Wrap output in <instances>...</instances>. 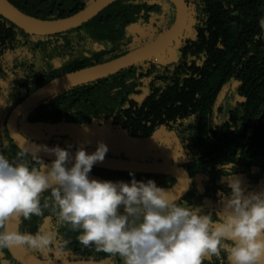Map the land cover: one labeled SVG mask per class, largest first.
Masks as SVG:
<instances>
[{"label": "trees", "instance_id": "trees-1", "mask_svg": "<svg viewBox=\"0 0 264 264\" xmlns=\"http://www.w3.org/2000/svg\"><path fill=\"white\" fill-rule=\"evenodd\" d=\"M6 1L31 19L47 21L70 17L96 0ZM160 1L175 9L171 2ZM184 1L189 33L183 34L167 61L162 52L109 77L60 92L19 120L25 116L31 124L119 125L129 137L147 139L160 128L172 131L191 119L187 144L193 156L182 165L190 186L178 202L184 200L208 211L219 207L217 193L225 190L222 163L231 162L241 179L264 177V0ZM160 5L117 0L81 26L45 36L28 34L0 16V102L6 98L0 117V154L15 159L24 153L6 128L9 114L18 104L61 75L139 48L133 46L127 28L148 26L152 18L160 28ZM166 29H157L155 37ZM25 159L36 166L27 154ZM90 173L109 180L130 179L129 172L93 167ZM134 175L137 180L152 179L164 188L177 182L176 176L169 174ZM46 196L41 198V215L19 218L17 230L41 232L48 222L63 249L58 256L51 249L49 254H35L24 248L27 252L45 260L57 257L60 262L121 264L118 257L82 245L77 232L57 223L51 201L49 207H43ZM206 260L223 264L218 257ZM0 264L19 263L6 248L0 249Z\"/></svg>", "mask_w": 264, "mask_h": 264}, {"label": "clouds", "instance_id": "clouds-1", "mask_svg": "<svg viewBox=\"0 0 264 264\" xmlns=\"http://www.w3.org/2000/svg\"><path fill=\"white\" fill-rule=\"evenodd\" d=\"M34 147L27 155L36 166L25 153L15 159L0 154V249L60 254L63 242L53 233L7 228L11 218L40 216L47 193L43 207L51 201L57 223L77 232L82 245L118 257L121 264H203L211 257L223 264H264V189L242 187L231 162L219 165L226 182L217 193L219 207L204 211L132 172L128 182L90 177L108 152L101 141L92 152L82 146L71 151L72 145ZM40 150L54 159L45 163L36 154Z\"/></svg>", "mask_w": 264, "mask_h": 264}, {"label": "water", "instance_id": "water-1", "mask_svg": "<svg viewBox=\"0 0 264 264\" xmlns=\"http://www.w3.org/2000/svg\"><path fill=\"white\" fill-rule=\"evenodd\" d=\"M117 0H96L87 8L78 13L63 19L57 20H35L31 19L18 11H16L6 0H0V16L15 24L24 32L37 36H45L61 33L76 27L81 26L89 21L104 8ZM174 5L175 18L173 23L162 32L157 38L148 44L141 46L133 51H130L118 58H115L106 63L97 64L91 67L82 68L68 74L61 75L50 82L46 83L24 101L18 104L9 114L6 121L7 132L13 143L18 149L25 154L35 151L36 145H46L33 142L25 138L19 131L18 120L22 114L34 108L42 101L71 88L92 83L100 79L109 77L122 70H125L134 65L143 63L147 60L155 58L160 53L166 51L184 32L188 22V8L184 0H167ZM51 147L52 145H47ZM74 151V149H70ZM91 152V151H87ZM41 159L51 160L54 157L43 150L36 153ZM95 168H102L119 172H132L137 174H169L177 178V182L166 190L172 191L176 197L180 199L187 193L190 186V179L186 171L181 167H176L166 164H157L149 162H136L123 159H116L105 156L103 162L94 164ZM90 177L98 180L103 179L89 173ZM118 181V180H111ZM128 182L129 180H123ZM18 219L11 218L7 222V228L10 231L17 230ZM12 258L19 264H103L96 262H60L54 260H45L30 255L23 247L13 246L7 248Z\"/></svg>", "mask_w": 264, "mask_h": 264}, {"label": "rangeland", "instance_id": "rangeland-1", "mask_svg": "<svg viewBox=\"0 0 264 264\" xmlns=\"http://www.w3.org/2000/svg\"><path fill=\"white\" fill-rule=\"evenodd\" d=\"M147 2L161 4L160 6L163 10V13L160 15L162 22L159 23L161 26L158 28L155 18L151 19V22L148 24V26L140 24L129 26L127 30L133 35L134 47L144 46L153 41L159 36L157 35L155 37L154 33L156 30H160L162 27L169 28L175 18V9H169L165 2L160 0H147ZM188 29L189 28L186 26V29L182 33L181 37L183 34L188 35ZM181 37H179V39H177L170 47L166 49V51L161 54H165L164 56L167 58L166 61L175 52V47L180 42ZM4 90L7 91L6 88H4ZM5 99L6 98L4 96L3 100L0 102V117L3 115V101H5ZM25 119V116H23L19 120L18 128L20 133L25 138L40 144L52 146L59 145L61 147L72 145V149L82 146L86 151H94L97 141H101L108 147V152L105 155L107 157L136 162L166 164L181 168L182 165L188 163L193 156V153L190 152V147L187 144V141L191 139L189 136L191 133V119L182 122L176 128L172 129V131H167L165 128H160L154 133L152 137L147 139L131 138L120 128L119 125H107L101 127L96 124H90L78 126L66 122H58L54 124H31ZM215 123L216 122H214V124ZM85 128H87V131H85ZM1 141L2 138L0 137V142ZM247 178L241 180L242 187L246 186L248 183H254L255 185L252 187L253 189H250L249 191H260L261 189H264L263 176L250 175ZM46 232L54 234L52 226L48 222L42 226L40 233ZM31 252L36 254L40 251L31 250ZM49 252L50 251H47L46 254H49ZM56 258L57 257H55L53 260L57 261Z\"/></svg>", "mask_w": 264, "mask_h": 264}, {"label": "flooded vegetation", "instance_id": "flooded-vegetation-1", "mask_svg": "<svg viewBox=\"0 0 264 264\" xmlns=\"http://www.w3.org/2000/svg\"><path fill=\"white\" fill-rule=\"evenodd\" d=\"M248 176H243V178L242 179H244V178H247ZM250 178V177H249ZM249 178H247V179H249ZM241 179V180H242ZM254 181V180H253ZM255 182V181H254ZM248 185H250V187H247ZM255 184L254 183H248L246 186H243L244 188H247L248 190H250V189H253L252 187L254 186ZM261 186V185H260ZM261 187H263V186H261ZM203 264H208V260H205L204 262H203Z\"/></svg>", "mask_w": 264, "mask_h": 264}, {"label": "crops", "instance_id": "crops-1", "mask_svg": "<svg viewBox=\"0 0 264 264\" xmlns=\"http://www.w3.org/2000/svg\"><path fill=\"white\" fill-rule=\"evenodd\" d=\"M92 152V151H91Z\"/></svg>", "mask_w": 264, "mask_h": 264}]
</instances>
